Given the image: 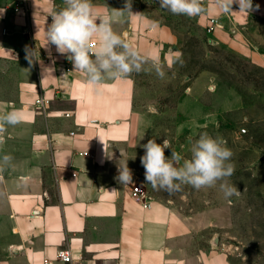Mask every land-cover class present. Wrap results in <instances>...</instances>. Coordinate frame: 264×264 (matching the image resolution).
<instances>
[{
  "label": "crops",
  "instance_id": "0c3cea01",
  "mask_svg": "<svg viewBox=\"0 0 264 264\" xmlns=\"http://www.w3.org/2000/svg\"><path fill=\"white\" fill-rule=\"evenodd\" d=\"M130 2L139 14L125 12L115 21L117 34L151 65L153 57L161 64L182 53L175 29L153 10L158 0ZM92 4L96 14L108 16L126 0ZM252 6L247 13L234 3L224 14L215 0H204V14L186 17L212 42L264 68V0ZM62 7L63 0H0V104L22 116L21 123L5 125L0 143V264H64L56 259L59 249L71 253L70 264H231L219 234L225 206L180 212L163 196L168 191L145 182L140 162L149 139H168L189 158V136L181 131L194 130L199 120L204 125L214 110L192 92L179 100L171 120L154 105L138 109L133 73L88 84L54 45L45 47L50 14ZM96 46L93 39L89 47ZM32 51L38 55L30 63L26 52ZM5 155L12 157L7 164ZM125 163L148 195L147 206L131 198L130 183L118 181Z\"/></svg>",
  "mask_w": 264,
  "mask_h": 264
},
{
  "label": "rangeland",
  "instance_id": "374dc122",
  "mask_svg": "<svg viewBox=\"0 0 264 264\" xmlns=\"http://www.w3.org/2000/svg\"><path fill=\"white\" fill-rule=\"evenodd\" d=\"M153 10L175 29L182 53L162 61L163 79L148 61L145 70L133 72L134 105L138 109L154 105L171 120L179 100L190 92L196 94L199 102L214 110V117L204 125L196 121L194 130L181 133L189 136V149L191 141L203 132L226 141L232 152L229 162L235 166L227 182L241 192L226 198L218 182L214 187L196 190L185 186L162 194L186 214L202 206L224 205L219 234L230 263L264 264V68L227 45L212 42L194 20L174 15L160 5ZM200 74L205 81L199 79ZM148 92L154 97L144 96Z\"/></svg>",
  "mask_w": 264,
  "mask_h": 264
},
{
  "label": "clouds",
  "instance_id": "9594fccd",
  "mask_svg": "<svg viewBox=\"0 0 264 264\" xmlns=\"http://www.w3.org/2000/svg\"><path fill=\"white\" fill-rule=\"evenodd\" d=\"M158 3L174 15L190 18L206 12L204 0H158ZM234 3L239 4L240 11L247 13L253 7L252 0H215L216 8L224 14L233 12ZM63 4L64 7L50 14L51 23L45 30V47L54 45L57 53L73 63V72L83 73L86 82L95 87L105 79H120L145 70L146 57L112 27L125 12L139 14L131 12L130 0H126L124 9H113L108 16L96 14L92 0H63ZM93 39L97 41L95 49L89 47ZM37 55L38 51L26 52V59L31 63V58ZM152 67L163 79L165 72L157 57L152 58ZM6 107L0 104V143H3L5 125L15 126L22 122L18 110H5ZM149 111L155 112L156 109L150 107ZM142 147L145 151L140 162L145 169V182L154 190L171 193L180 190L182 185L200 190L220 182V190L226 198L241 193L234 184L227 182V178L234 174L235 166L229 162L232 152L222 138L201 133L190 143L189 158L173 150L168 139H164L162 144L149 139ZM169 148L172 150L170 158L165 156V149ZM11 159L5 155L3 162L7 164ZM117 179L121 184L131 183L132 173L127 163L120 167Z\"/></svg>",
  "mask_w": 264,
  "mask_h": 264
},
{
  "label": "built area",
  "instance_id": "2783aa9c",
  "mask_svg": "<svg viewBox=\"0 0 264 264\" xmlns=\"http://www.w3.org/2000/svg\"><path fill=\"white\" fill-rule=\"evenodd\" d=\"M101 1L108 3V2H111L112 0H101ZM18 10H19V7L14 8L15 12H18ZM44 103L45 101L43 99L37 100V104L40 106H43ZM129 188H130V194H131L132 199L141 202L144 206L148 205L149 197L146 194V192L142 189L139 183H137L136 181H132L129 184ZM56 259L64 264H70L72 262L71 253L65 249H59L56 252ZM45 263L47 264V261H45Z\"/></svg>",
  "mask_w": 264,
  "mask_h": 264
}]
</instances>
